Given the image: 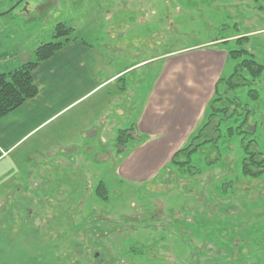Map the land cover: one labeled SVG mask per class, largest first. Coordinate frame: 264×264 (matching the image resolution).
Listing matches in <instances>:
<instances>
[{"label":"rangeland","instance_id":"obj_1","mask_svg":"<svg viewBox=\"0 0 264 264\" xmlns=\"http://www.w3.org/2000/svg\"><path fill=\"white\" fill-rule=\"evenodd\" d=\"M58 23L90 44L117 46L107 61L132 66L122 75L139 101L168 59L194 47L225 51V80L248 58L228 51L244 48L258 64L264 57V0H0V52L15 39L33 61ZM238 70V86L218 85V111L210 120L206 111L196 129L209 123L199 142L209 141L189 156L194 176L168 162L145 183L122 179L117 167L135 148L132 127L121 129H131L123 144L107 137L96 159L80 152L69 165L42 163L38 179L26 169L22 183L12 178L17 166L0 163V231L18 195L35 199L40 219L34 231L17 221L5 228L0 264H264V172L242 170L250 153L264 159V71L253 78Z\"/></svg>","mask_w":264,"mask_h":264},{"label":"crops","instance_id":"obj_2","mask_svg":"<svg viewBox=\"0 0 264 264\" xmlns=\"http://www.w3.org/2000/svg\"><path fill=\"white\" fill-rule=\"evenodd\" d=\"M85 39L73 33L40 63L32 72L37 95L0 119V163L17 166L12 178L22 183L26 169L29 177L40 178L42 163L69 165L80 152L89 161L96 159L107 137L131 127L135 148L120 160L117 174L130 182H147L204 120L226 61L225 51L216 45L194 47L199 51L168 59L139 101L123 80L122 73L132 66L119 69L107 61L118 47ZM30 61L31 55L14 39L0 52V73Z\"/></svg>","mask_w":264,"mask_h":264},{"label":"trees","instance_id":"obj_3","mask_svg":"<svg viewBox=\"0 0 264 264\" xmlns=\"http://www.w3.org/2000/svg\"><path fill=\"white\" fill-rule=\"evenodd\" d=\"M259 2V0H254ZM258 10H262L261 7H258ZM73 28L67 26L63 23H58L53 28L52 41L40 44L34 50V60L22 64L17 68L13 69L8 73H0V119L5 117L7 114L16 110L27 100L34 98L37 95V87L35 86L32 78L33 70L42 62L49 59L53 56L58 50H60L63 45L72 38ZM245 37H240L237 39V42H241ZM227 56L230 59L236 60L242 56H246L241 60L234 68V72L227 80L220 77L215 86L213 97L209 101L206 107L208 113V119L210 120L213 114L218 111L217 105L221 102V96L225 94L219 93L218 85L225 83L227 81L228 87L226 91L237 87L238 85L233 83V78L236 76V73L239 71L238 68H247L251 73L253 78H257L264 71V57L261 64H258L253 60L252 55L244 49L240 48L238 50H231L227 52ZM209 126V123L201 126L198 130L193 132V134L188 138L187 142L183 147L177 150L168 165L170 166H179L183 168L187 166L191 176H194L199 173L196 169L191 167L189 156L192 152H195L199 147L208 141L199 142L203 135V131ZM133 130V128H131ZM129 130H118L116 133V144H123L128 139L129 135L126 132ZM127 138V139H126ZM126 139V140H125ZM143 139L139 140L142 141ZM120 144V145H121ZM248 153V152H247ZM182 156H186L187 160L179 161ZM260 154L258 152L250 153V156L243 160L242 170L245 175L250 177H258L264 172L263 162L264 159H259ZM192 169V170H190ZM101 190H104V187L101 186ZM106 195L102 196V200H105Z\"/></svg>","mask_w":264,"mask_h":264},{"label":"flooded vegetation","instance_id":"obj_4","mask_svg":"<svg viewBox=\"0 0 264 264\" xmlns=\"http://www.w3.org/2000/svg\"><path fill=\"white\" fill-rule=\"evenodd\" d=\"M8 202L7 204H9V209H7L6 214L4 216V223L6 222L7 225L3 226L4 229L0 231V235H5L6 232L5 228L6 227L8 228L10 224L13 223L17 224L16 221L18 222L19 226L20 224L28 226V228L31 229L30 231H34L39 226L40 219L39 217H37L38 214H33L32 212L33 208L36 206V202L34 198H30V197L27 198L26 195L23 194V195H18L17 198H13L9 203ZM22 214H24V217L23 219H21V221H19ZM11 226H15V225H11ZM5 240L8 242L7 239Z\"/></svg>","mask_w":264,"mask_h":264}]
</instances>
